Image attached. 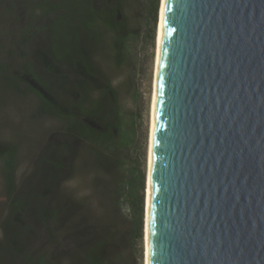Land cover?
Here are the masks:
<instances>
[{"label":"trees","instance_id":"1","mask_svg":"<svg viewBox=\"0 0 264 264\" xmlns=\"http://www.w3.org/2000/svg\"><path fill=\"white\" fill-rule=\"evenodd\" d=\"M160 2L0 0V105L32 94L37 112L61 122L20 182L18 145L0 140V264H138L146 174L99 56L126 61L144 17L154 32ZM87 155L109 200L100 219L63 188Z\"/></svg>","mask_w":264,"mask_h":264},{"label":"water","instance_id":"2","mask_svg":"<svg viewBox=\"0 0 264 264\" xmlns=\"http://www.w3.org/2000/svg\"><path fill=\"white\" fill-rule=\"evenodd\" d=\"M150 264H264V0H167Z\"/></svg>","mask_w":264,"mask_h":264},{"label":"rangeland","instance_id":"3","mask_svg":"<svg viewBox=\"0 0 264 264\" xmlns=\"http://www.w3.org/2000/svg\"><path fill=\"white\" fill-rule=\"evenodd\" d=\"M159 18L160 8L158 22ZM157 26L158 23L153 32L154 24L152 18H143V23L137 31L138 35L129 44L130 54L126 61L117 64L116 61L111 57H107V55L102 54V56H99L113 85L119 91L121 106L125 114L124 117L130 126L135 128L133 129L135 131L133 134V150L141 164V168L145 170L146 186ZM36 108L37 99L32 94L20 99L11 98L0 105V140L15 142L19 149L18 182L32 169L36 157L43 150L51 133L56 131L61 124L57 118L46 114L41 115ZM82 150L86 151L84 148ZM96 177L97 172L93 159L87 155L82 164L78 163L77 170L72 178L64 183L63 188L74 197L88 202L91 209L94 210L95 216L100 219L105 217V209L109 200H106L100 192L94 189ZM5 213L6 197L0 165V220ZM1 235L2 231L0 228V237ZM140 245L142 255L141 259L138 260V264H145V217L143 239Z\"/></svg>","mask_w":264,"mask_h":264},{"label":"bare ground","instance_id":"4","mask_svg":"<svg viewBox=\"0 0 264 264\" xmlns=\"http://www.w3.org/2000/svg\"><path fill=\"white\" fill-rule=\"evenodd\" d=\"M167 0H161L160 18L157 30V48L155 57L154 86L151 100L150 133L148 147V175L146 186V215H145V264H150L151 256V200H152V167L155 148L156 113L159 100V75L162 56V45L165 32V11Z\"/></svg>","mask_w":264,"mask_h":264}]
</instances>
